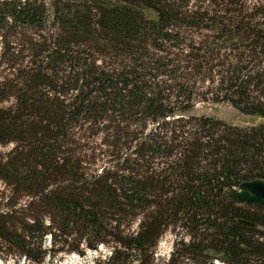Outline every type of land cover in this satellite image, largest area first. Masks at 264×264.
I'll use <instances>...</instances> for the list:
<instances>
[{"label":"trees","instance_id":"1","mask_svg":"<svg viewBox=\"0 0 264 264\" xmlns=\"http://www.w3.org/2000/svg\"><path fill=\"white\" fill-rule=\"evenodd\" d=\"M200 102L264 118V0H0V257L153 264L178 226L171 264H264V206L229 195L264 124Z\"/></svg>","mask_w":264,"mask_h":264},{"label":"rangeland","instance_id":"2","mask_svg":"<svg viewBox=\"0 0 264 264\" xmlns=\"http://www.w3.org/2000/svg\"><path fill=\"white\" fill-rule=\"evenodd\" d=\"M148 13V12H147ZM150 16H154L150 13ZM194 115L211 116L217 119H221L231 125H237L241 127L254 126L264 124V118L259 116L248 115L240 112L230 103L220 102H200L190 112ZM107 157H105V160ZM244 203V202H241ZM183 238L188 240L189 236L186 233V229L182 227H171L161 237L155 250L154 258H152L153 264H171V257L176 250L177 243ZM50 239H47L49 245ZM111 252L110 247L100 246L98 250H87L86 253L80 254L77 252L72 253H59V257H62L56 264H93L97 259L103 258L109 255ZM206 261L204 258H201ZM190 264H199L197 262H189ZM0 264H15L13 259L3 260L0 257ZM21 264H24L22 261ZM131 264H140L139 261H134Z\"/></svg>","mask_w":264,"mask_h":264},{"label":"water","instance_id":"3","mask_svg":"<svg viewBox=\"0 0 264 264\" xmlns=\"http://www.w3.org/2000/svg\"><path fill=\"white\" fill-rule=\"evenodd\" d=\"M229 195L239 202L264 206V179L245 180L239 187L230 189ZM247 223L254 225L252 222Z\"/></svg>","mask_w":264,"mask_h":264}]
</instances>
